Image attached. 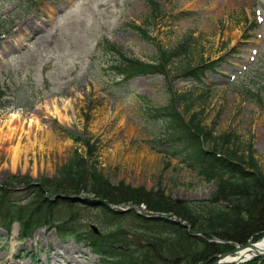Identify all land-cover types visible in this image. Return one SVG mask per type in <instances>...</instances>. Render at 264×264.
Here are the masks:
<instances>
[{
  "label": "rangeland",
  "instance_id": "374dc122",
  "mask_svg": "<svg viewBox=\"0 0 264 264\" xmlns=\"http://www.w3.org/2000/svg\"><path fill=\"white\" fill-rule=\"evenodd\" d=\"M152 1L0 0V199L6 202L0 207V264H102L86 241L113 224H121V234L138 242L152 237L131 214L104 215L89 206L83 200L98 197L83 189L54 196L43 190L54 205L35 217L46 214L52 222L24 240H19L17 220L6 231L8 212L30 215L43 199L32 196L37 180L56 175L74 150L87 155V140L95 145L92 161L117 185L121 200L112 208L135 203L120 198L125 185L160 190L178 200L210 198L216 182L206 181L152 142L162 123L148 121L144 106H165L174 93L181 94L186 120L196 113L199 125L211 131L207 147L218 138L219 152L236 160L253 158L249 169L264 173V0H218L214 8H209L212 0ZM113 45L119 53L108 49ZM162 48L180 49L179 57L167 65L161 58L153 63ZM218 58L216 71L207 72L202 82L183 75L185 67ZM129 61H150L153 67L132 65L143 72L127 81L133 92L117 98V83L130 79L124 70ZM69 100L73 114L68 122L60 116ZM13 117L17 119L10 122ZM11 126L16 129L7 134ZM224 134L228 140L221 139ZM19 143L20 157L14 163L13 149ZM13 175L29 176L30 184L15 181ZM146 206L131 209L149 215ZM241 214L245 216L237 230L255 224L262 236L256 240L252 235L246 242L207 236L210 244L232 249L211 259L199 253L193 264H211L214 257L264 237L258 230L264 209L256 218ZM241 264H264V255Z\"/></svg>",
  "mask_w": 264,
  "mask_h": 264
},
{
  "label": "trees",
  "instance_id": "16d2710c",
  "mask_svg": "<svg viewBox=\"0 0 264 264\" xmlns=\"http://www.w3.org/2000/svg\"><path fill=\"white\" fill-rule=\"evenodd\" d=\"M132 25L133 28L146 31L141 25L134 23ZM181 48L185 49L184 46ZM108 49L113 52L117 50L119 53V49L114 45ZM178 50L180 49L162 48L161 56L159 58L155 56L153 61L157 62L161 58L164 65L170 64L173 58L179 57ZM217 64L218 60H211L196 66H188L184 68L183 75L202 82L207 72L216 71ZM126 65H131V69H128ZM132 65L153 67L152 63L129 61L124 65V70H127L125 76L130 79L143 72L133 68ZM118 85H120L118 98L133 92L129 84ZM180 97L181 94L174 93L173 96L171 95L170 103L165 106L152 107L146 104L144 116L148 121L152 119L162 123L158 134L152 139V142L157 143L154 146L162 147L161 150L164 149L166 155L179 159L206 181L216 182L217 188L210 198L198 201L178 200L166 196L160 190L147 191L125 185L120 198L132 200L136 204L144 202L148 210L153 213L165 212L172 216L162 214L145 216L134 209L122 211L112 208L111 204H117L121 200L117 199L118 193L115 192L117 185H113L110 178L99 170L97 163L92 161L95 145L87 140L89 145L87 155L76 149L56 175L37 180L38 189L33 191L32 196L40 195L43 199L37 206L31 207L30 215L18 214L14 209L8 212V220L4 224L7 231L11 230L13 223L17 220L21 223L20 239H24V237H30L34 230L44 226L45 223L52 222L46 214L35 217V214L44 211L45 207L46 210H51L54 205L53 200L48 199L43 190H47L51 196H54L60 192L74 195L83 189L87 192H95L98 197V199H84L83 201L89 206L102 210L104 215L131 214L142 222L140 229L149 231V235H152L150 239L141 243L134 236L132 238L123 236L121 224H113L111 230L101 232L99 236H90L86 243L94 253L102 257V264H172L177 261L180 264H193L197 261L199 253H204L205 257L202 258L211 259L212 256L229 247L210 244L205 240L207 236L219 235L235 242H246L247 238L253 235L258 240L262 234H256L255 224H246V226L244 224V227L239 230L237 226L245 216L241 214V211L248 216L252 214V218H256L260 215V210L264 209V173L248 169L254 165L253 158L252 161L236 160L226 153L219 152L218 138L213 137L212 147H207L206 139L212 137L211 131L205 129L204 125H199L201 123L196 121V113L186 120L184 112L180 110ZM192 106L193 104L188 105L187 110L190 111ZM71 136L76 140H83L81 136L73 134ZM229 137V134L221 135V139L228 140ZM234 154H237V151H234ZM12 178L28 184L31 181L29 176L13 175ZM0 201V207L6 203L2 199ZM221 201L225 204H219ZM173 214L177 219L173 218ZM179 219L189 223L191 228ZM260 219L263 221L258 230L264 232V216ZM196 233H203L205 236L200 237ZM78 235L85 237L82 233ZM212 247L216 249L213 251ZM228 249H232V246ZM215 259L217 258L214 257L211 262Z\"/></svg>",
  "mask_w": 264,
  "mask_h": 264
},
{
  "label": "bare ground",
  "instance_id": "6f19581e",
  "mask_svg": "<svg viewBox=\"0 0 264 264\" xmlns=\"http://www.w3.org/2000/svg\"><path fill=\"white\" fill-rule=\"evenodd\" d=\"M218 5V0H212L211 4L209 5V8H214ZM73 114V106L71 101L69 100L67 102V104L64 106L63 108V112L61 113V120L63 121H71V115ZM17 118L13 117L10 122H14ZM31 125L33 124V122L30 123ZM16 129V127L11 126L8 129L7 134H10L12 132H14ZM21 145L20 143L17 144L14 149H13V161L14 163L17 162L19 160L20 157V150ZM254 243V242H253ZM244 246V247H243ZM240 248H238L237 251L232 252L227 254L226 256H222V261H219L218 264H241L243 262L252 260L254 258H256L257 256H262V255H257V254H261L264 252V237L258 241L257 243H254V246L251 245H243ZM222 254V253H221ZM57 252H55V254L53 255V260L55 262ZM220 259V256L217 257L216 260Z\"/></svg>",
  "mask_w": 264,
  "mask_h": 264
},
{
  "label": "water",
  "instance_id": "95a60500",
  "mask_svg": "<svg viewBox=\"0 0 264 264\" xmlns=\"http://www.w3.org/2000/svg\"><path fill=\"white\" fill-rule=\"evenodd\" d=\"M245 245H246V246H248V245L254 246V243L252 242V239H250V241H249L247 244H245ZM243 247H244V246H243ZM238 248H240V246L235 247V249H233V251H231V252H229V253H232V252L237 251ZM229 253H227V254H229ZM227 254H223V255H221V256H220V259L216 260V261L213 262L212 264H218L219 261H222V256H226ZM257 255H264V252L261 253V254H257Z\"/></svg>",
  "mask_w": 264,
  "mask_h": 264
}]
</instances>
